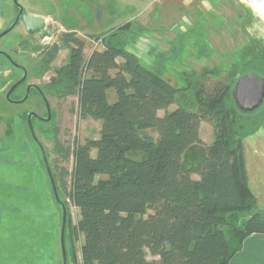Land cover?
Returning a JSON list of instances; mask_svg holds the SVG:
<instances>
[{
	"label": "trees",
	"instance_id": "1",
	"mask_svg": "<svg viewBox=\"0 0 264 264\" xmlns=\"http://www.w3.org/2000/svg\"><path fill=\"white\" fill-rule=\"evenodd\" d=\"M71 29L61 45L42 53L46 72L63 48L70 50L45 89L62 99L77 96L78 116L102 127L98 140L70 147L57 140V129L52 136L57 158H73L71 173H54L68 209L67 264H229L247 237L264 234V213L248 186L243 145L263 125L264 107L246 115L232 99L238 77L264 78V51L253 50L241 74L233 68L228 84L208 92L204 80L211 71L204 69L189 75L188 86L180 90L164 78V66L149 68L127 50L131 24L92 35L103 50L88 58L85 42ZM184 92H190L196 111L178 107L159 115ZM22 117L30 132L28 114ZM202 122L214 129V141L205 149L199 147ZM13 123L7 128L12 140ZM71 206L80 212L76 224ZM81 237L79 257L74 246Z\"/></svg>",
	"mask_w": 264,
	"mask_h": 264
},
{
	"label": "rangeland",
	"instance_id": "2",
	"mask_svg": "<svg viewBox=\"0 0 264 264\" xmlns=\"http://www.w3.org/2000/svg\"><path fill=\"white\" fill-rule=\"evenodd\" d=\"M18 2L27 15L45 19L51 36L44 40L30 37L23 24H19L0 39V51L12 55L28 72L26 83L17 88L12 99L23 97L26 85L33 84L43 90L53 108L50 122L34 119L33 126L38 140L45 148L49 164L56 173H59L60 169L71 173L73 158L66 161L57 158L52 138L54 131L57 129L59 132L57 140L65 147H70L76 141L84 144L87 140H98L102 127L100 121L91 118L81 119L78 116L77 96L62 99L45 89L55 77V70L67 63L70 50L63 48L51 69L43 72L41 49L53 44L61 45L62 35L68 32V26H72L71 30L77 32L78 37L85 42L84 54L88 58L93 51L103 50L102 44L92 38V35L99 36L125 23H138L142 15H154V19H160L161 23L156 24L155 30L148 29L153 30L151 35L147 36L149 38L145 33H140L135 34L133 39L140 38L139 41L146 46L148 53L143 54L145 64L149 63V66H146L149 68H155L159 64L161 67L164 66L162 67L164 78L176 88L183 90L188 86L190 78L188 76L196 70V55L202 47H208L207 44L211 43L205 40L207 37H213L216 43L225 47L223 52H220V57L216 58L226 65V71L217 69L212 72L213 69H208L211 73L205 77L204 89L210 92L219 83L228 84L231 81L229 72L233 68L242 73L243 63L237 59H240L239 49L246 46L247 38L239 34L231 22L230 28L233 27V30L228 29L229 26L224 23V27L218 26L222 30L218 34L212 25L214 17L200 15L193 8L196 0H18ZM188 12L191 15L187 14ZM100 14L102 18L99 20ZM16 15L13 0H0V34L13 24ZM188 22L192 24L189 29ZM215 24L217 26V23ZM184 29H187V32L180 35L179 32ZM153 39L154 45L151 44ZM22 43L23 46H20ZM16 50H19L17 54ZM233 61L235 64L231 65ZM21 77L22 73L0 55V221H2L0 264H63L61 208L53 195L41 151L22 117L31 112L41 117L45 116L44 102L35 91L31 92L28 100L22 104H11L6 99L9 89ZM197 79L195 81L198 83L200 80ZM190 98V92L180 93L175 103L168 110L160 111L159 115L164 116L166 112L174 111L178 107L196 111L197 107ZM115 100L116 95L111 91L110 102ZM12 121L16 135L14 140L7 135L8 125ZM150 133L156 137L153 131ZM200 137L203 144L199 147L202 149L213 143L214 129L211 123L202 122ZM193 178L199 177L194 175ZM67 181L70 183V177H67ZM69 211L72 223L76 224L80 218L79 210L71 206ZM82 240L81 237L74 246L79 257ZM66 245L67 248L70 246L69 229ZM33 248L37 250L35 254L32 252ZM148 259L154 258L148 254Z\"/></svg>",
	"mask_w": 264,
	"mask_h": 264
},
{
	"label": "crops",
	"instance_id": "3",
	"mask_svg": "<svg viewBox=\"0 0 264 264\" xmlns=\"http://www.w3.org/2000/svg\"><path fill=\"white\" fill-rule=\"evenodd\" d=\"M195 4L196 5L193 8H195L200 15H212L214 17L212 25L218 34L222 32L219 27H222L224 23H227V26H229L228 29L233 30V27H235L239 34L244 35L247 38L246 46L244 45L239 49L241 50V53L239 56L240 59H237V61L241 60L242 63L247 61L252 56L253 50L260 52L264 51V38H257V36H254L248 31L253 24L258 23V18L254 17L249 9H246L243 5H241L240 0H196ZM187 14L191 15L189 12ZM141 17L142 18L138 23H125L131 24L132 36L127 46V50H130V52L135 54L145 64L143 58L145 55L143 54L147 52L146 46L142 43V41H139L140 38L134 40L133 36L140 33H145L146 37L150 36L152 31L157 28L156 24H160L161 21L160 19L155 20L154 15H142ZM101 18L102 15H98V19L100 20ZM230 22L233 24V27L231 26L232 28H230ZM215 23H217V26ZM191 25L192 24L188 22V29ZM262 27H264V25H262ZM150 28L154 29L148 30ZM185 32H187V29L181 30L179 33L181 35ZM233 32L235 33V31ZM205 40L210 41L211 43L207 44L208 47H202L198 52L199 54L196 55L195 59H197V64L195 72L199 73L204 69H213L212 72L217 69L225 70L226 65L222 64L217 59L220 57V52H223L225 47H223L220 43H216L213 37H207ZM148 42H150V40H148ZM151 44H155L154 39L151 40ZM218 63H220L221 66ZM233 64H235L234 61L231 62V65ZM145 65L149 66V63H146ZM156 67H161V64ZM239 74H241V72ZM201 128L202 123L200 131ZM243 145L248 186L251 193L257 200L258 210L264 213V123L257 133L244 140ZM1 225L2 221H0V230L2 229ZM32 252L35 254L37 252L36 248H33ZM229 264H264V234H253L247 237L243 242L242 249L231 259Z\"/></svg>",
	"mask_w": 264,
	"mask_h": 264
},
{
	"label": "water",
	"instance_id": "4",
	"mask_svg": "<svg viewBox=\"0 0 264 264\" xmlns=\"http://www.w3.org/2000/svg\"><path fill=\"white\" fill-rule=\"evenodd\" d=\"M13 2H14V6L18 9L17 17L15 18L13 24L6 31L0 34V39L6 36L7 34H9L16 27L19 21L23 23L25 31L29 35H35L39 33L42 39L50 36V31L45 28L46 26L45 19H43L40 16L27 15L26 13H24V8L19 4L18 0H13ZM0 54L7 56V54L2 51H0ZM12 63L17 66V64L13 60H12ZM20 68L23 71V77L21 80H19L9 89V91L6 94V99L11 104L25 103L30 96L31 89H35L43 97V100H44V103L47 109V117L44 118V117L37 115L34 112H31L29 113L27 117V123H28L30 133L32 135V138L37 143L41 151L42 159L44 161L46 172L51 182L54 196L57 202L60 204V206L63 209V229H62L61 247H62V252H63V264H67V254H66L65 241H64L67 209H66V206L61 202L59 198L57 185H56L53 173H52L51 166L48 161L45 148L43 144L38 140L34 126H33V119H36L38 121H43V122L51 121V118H52L51 107L42 89L33 84L27 87L26 94L21 100L15 101L11 98V95L14 93V91L22 83H24L27 78V74H28L27 69L24 67H20ZM232 99H233L235 106L241 113L246 114V115L255 113L256 111L261 109L264 105V78L260 77L259 75L255 73H248L246 75L238 77L232 89Z\"/></svg>",
	"mask_w": 264,
	"mask_h": 264
},
{
	"label": "clouds",
	"instance_id": "5",
	"mask_svg": "<svg viewBox=\"0 0 264 264\" xmlns=\"http://www.w3.org/2000/svg\"><path fill=\"white\" fill-rule=\"evenodd\" d=\"M240 3L258 18V23L253 24L248 31L257 38H264V0H240Z\"/></svg>",
	"mask_w": 264,
	"mask_h": 264
},
{
	"label": "flooded vegetation",
	"instance_id": "6",
	"mask_svg": "<svg viewBox=\"0 0 264 264\" xmlns=\"http://www.w3.org/2000/svg\"><path fill=\"white\" fill-rule=\"evenodd\" d=\"M17 13H18V9H17ZM16 17H17V15H16ZM15 17V18H16ZM19 24H23L21 21H19L18 22V24L16 25V27L19 25ZM24 26V25H23ZM45 28L47 29V30H49L48 29V27H47V25L45 26ZM25 29V28H24ZM50 31V30H49ZM27 33V32H26ZM27 35H29L28 33H27ZM30 37H39L41 40H44V39H42L41 37H40V34L38 33V34H35V35H29ZM50 36H51V31H50ZM49 36V37H50ZM54 45V44H53ZM52 45V46H53ZM20 46H23V43L20 45ZM51 47V46H50ZM48 47H46V48H43V49H41V53H43L46 49H47ZM14 52H15V49H14ZM19 52V50H16V54ZM1 56H3V57H5L6 58V60L10 63V65L11 66H13L15 69H17V70H19L21 73H22V77H23V71H22V69L20 68V67H24V66H22L12 55H10V54H7V56L6 55H3V54H0ZM43 55V54H42ZM10 57V58H9ZM12 60L17 64V66L16 65H14L13 63H12ZM25 68V67H24ZM22 77L20 78V80L22 79ZM27 79H28V74H27V78H26V80H25V82L24 83H22L21 85H24L25 83H26V81H27ZM29 85H31V84H27L26 85V87H28ZM27 90V89H26ZM33 91H36L35 89H31V92H33ZM43 91V90H42ZM31 92H30V95H31ZM37 92V91H36ZM38 93V92H37ZM44 93V92H43ZM26 94V93H25ZM39 94V93H38ZM44 95H45V93H44ZM12 96V95H11ZM25 96V95H24ZM23 96V97H24ZM39 96H40V98H41V100L44 102V100H43V97L39 94ZM23 97H21L20 99H17V100H15V101H18V100H21ZM45 97H46V95H45ZM47 98V97H46ZM44 106H45V103H44ZM50 107H51V105H50ZM45 109H46V106H45ZM52 107H51V113H52ZM53 114V113H52ZM53 116V115H52ZM42 117H44V118H46L47 117V109H46V115L45 116H42ZM52 119V118H51ZM34 120V119H33ZM40 122H43V121H40ZM47 123V122H46ZM55 154H56V152H54ZM56 156H57V154H56ZM48 157V156H47ZM52 169V173H53V175H54V172H55V170H54V168H51ZM62 202V201H61ZM63 203V202H62ZM59 204V203H58ZM59 206H60V204H59ZM66 206V205H65ZM60 208H61V212H62V215H61V231H62V229H63V209H62V207L60 206ZM66 209H67V207H66ZM67 218H68V209H67V216H66V223H65V232H64V241H65V233H66V228H67ZM67 231H68V229H67Z\"/></svg>",
	"mask_w": 264,
	"mask_h": 264
}]
</instances>
